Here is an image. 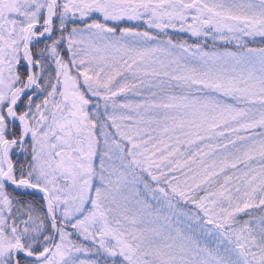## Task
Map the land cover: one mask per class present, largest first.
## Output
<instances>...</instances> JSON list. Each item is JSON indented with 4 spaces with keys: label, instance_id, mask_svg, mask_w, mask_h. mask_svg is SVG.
Instances as JSON below:
<instances>
[{
    "label": "snow or ice",
    "instance_id": "obj_1",
    "mask_svg": "<svg viewBox=\"0 0 264 264\" xmlns=\"http://www.w3.org/2000/svg\"><path fill=\"white\" fill-rule=\"evenodd\" d=\"M0 264H264V0H0Z\"/></svg>",
    "mask_w": 264,
    "mask_h": 264
}]
</instances>
